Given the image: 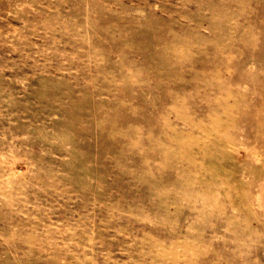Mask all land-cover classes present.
Returning a JSON list of instances; mask_svg holds the SVG:
<instances>
[{"label": "rangeland", "instance_id": "1", "mask_svg": "<svg viewBox=\"0 0 264 264\" xmlns=\"http://www.w3.org/2000/svg\"><path fill=\"white\" fill-rule=\"evenodd\" d=\"M0 264H264V0H0Z\"/></svg>", "mask_w": 264, "mask_h": 264}, {"label": "bare ground", "instance_id": "2", "mask_svg": "<svg viewBox=\"0 0 264 264\" xmlns=\"http://www.w3.org/2000/svg\"><path fill=\"white\" fill-rule=\"evenodd\" d=\"M260 197V196H259Z\"/></svg>", "mask_w": 264, "mask_h": 264}]
</instances>
